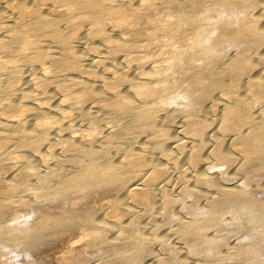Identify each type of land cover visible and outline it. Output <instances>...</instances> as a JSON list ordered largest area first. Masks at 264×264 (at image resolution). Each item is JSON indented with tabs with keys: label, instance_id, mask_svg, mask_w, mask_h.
<instances>
[{
	"label": "bare ground",
	"instance_id": "bare-ground-1",
	"mask_svg": "<svg viewBox=\"0 0 264 264\" xmlns=\"http://www.w3.org/2000/svg\"><path fill=\"white\" fill-rule=\"evenodd\" d=\"M0 264H264V0H0Z\"/></svg>",
	"mask_w": 264,
	"mask_h": 264
}]
</instances>
